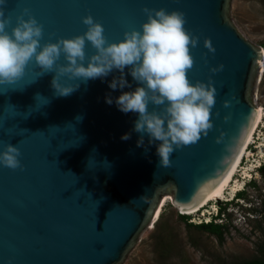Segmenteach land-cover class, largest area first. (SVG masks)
Here are the masks:
<instances>
[{"label":"water","instance_id":"obj_1","mask_svg":"<svg viewBox=\"0 0 264 264\" xmlns=\"http://www.w3.org/2000/svg\"><path fill=\"white\" fill-rule=\"evenodd\" d=\"M229 1L7 0L9 34L27 8L43 27L41 44L82 35L86 15L115 43L123 32L140 30L147 20L143 8L183 12L185 29L199 38L190 49L194 65L187 78L207 84L211 77L217 95L208 135L174 149L171 167L163 168L158 167L159 142L149 144L145 134L138 147L141 134L133 130L138 114L123 113L115 103L122 92L139 86L127 68L131 88L108 87L119 76L114 70L102 80L80 83L68 97H57L51 87L54 73L37 79L40 70L29 62L15 84L0 86V141L19 148L22 164L16 170L0 165V264H120L162 197L168 195L177 207L193 206L230 172L256 117L250 90L262 50L232 26ZM207 39L214 53L205 47ZM94 51L86 42V59ZM59 63H65L63 56ZM219 64L223 70L212 73ZM37 93L50 103L36 100ZM109 95L112 104L105 102ZM125 133L131 138L122 140Z\"/></svg>","mask_w":264,"mask_h":264},{"label":"clouds","instance_id":"obj_2","mask_svg":"<svg viewBox=\"0 0 264 264\" xmlns=\"http://www.w3.org/2000/svg\"><path fill=\"white\" fill-rule=\"evenodd\" d=\"M6 3L7 0H0V86L15 84L33 60L40 70L37 79L54 73L51 87L57 97H68L80 88V83L102 80L114 70L119 76L114 77L108 87L112 90L131 88L125 79L127 68L139 86L134 91L122 92L115 98V103L123 113L138 114L133 129L141 134L138 147L143 146L145 134L149 144L159 142L156 147L158 167L163 168L171 167L174 149L197 143L213 128L211 110L216 103L217 90L211 77L207 84L200 81L192 84L187 78V72L194 65L190 49L197 47L199 38L185 29L183 12L143 8L147 20L140 25V30L123 32V39L115 43H109L103 26L91 15H86L82 17V23L87 26L82 35L41 44L43 27L27 8L16 16L15 26L9 34L6 29L11 20L5 15ZM86 42L95 50L87 59ZM205 47L210 53L215 52L210 39L205 41ZM61 56L65 63H59ZM223 68V64H219L210 71L215 74ZM61 78L78 82L61 83ZM0 93H3L2 89ZM38 98L50 103L39 93L35 95V99ZM105 102L113 103L110 95L106 96ZM150 104L152 110H149ZM224 106L228 107L229 102ZM157 108L161 110L157 111ZM76 119L79 121L82 117ZM130 138L129 133L121 137L122 140ZM0 146V165L11 170L22 168L18 147L2 141Z\"/></svg>","mask_w":264,"mask_h":264},{"label":"rangeland","instance_id":"obj_3","mask_svg":"<svg viewBox=\"0 0 264 264\" xmlns=\"http://www.w3.org/2000/svg\"><path fill=\"white\" fill-rule=\"evenodd\" d=\"M227 18L244 40L256 50L264 51V0H230ZM250 97L254 106L264 109V73L261 80L255 78ZM262 134L264 117L248 146L251 157L242 159L232 181V186L234 181L243 182V188L233 199H228L229 193L224 192L221 198L208 202L197 213L201 216L205 212V217H212L218 206L226 210L228 223L221 226L225 230L222 244L196 228V223L189 222L191 217L180 214L172 205L171 197L165 195L161 198L166 201L159 219L152 228L149 225L140 233L120 264H239L261 258L264 253V147L263 154H259L256 145ZM246 168L250 171L242 176ZM237 199L247 204L246 207L242 205L237 210ZM219 201L227 202L218 204ZM227 209L231 212L236 209L243 218L236 221ZM247 212L252 218L246 216Z\"/></svg>","mask_w":264,"mask_h":264},{"label":"bare ground","instance_id":"obj_4","mask_svg":"<svg viewBox=\"0 0 264 264\" xmlns=\"http://www.w3.org/2000/svg\"><path fill=\"white\" fill-rule=\"evenodd\" d=\"M256 78L258 77L261 80V77L264 73V51L261 52L260 61L257 66L256 70ZM257 113L254 120V123L247 135V138L244 142V145L240 151V154L235 161L234 165L232 166L230 172L215 186L209 188L205 194L202 196V198L193 206H185V207H177L174 204H172L180 214L182 215H190L195 212H199L202 208L206 206V204L212 200H218L221 198V196L224 194V192H228L229 196L228 199H233L236 192L240 191L243 188V182L234 181L232 186V181L236 175V172L238 168L240 167L241 161L243 158H249L251 157V153L248 152V146L253 142L254 140V134L259 127V124L261 123L263 117H264V109L262 107H256ZM262 138H258L259 142L256 145V148L259 149L260 153H262L261 148L264 147V134H262ZM263 154V153H262ZM248 165V164H247ZM250 168V167H249ZM249 170L248 168L243 169L242 176H246V171ZM250 171V170H249ZM245 179V177H244ZM172 203V198H169ZM166 199L161 201V199L158 201V204L156 205L153 218L150 222V227L152 228L153 225L156 223V221L159 219L161 208L163 204L165 203Z\"/></svg>","mask_w":264,"mask_h":264},{"label":"built area","instance_id":"obj_5","mask_svg":"<svg viewBox=\"0 0 264 264\" xmlns=\"http://www.w3.org/2000/svg\"><path fill=\"white\" fill-rule=\"evenodd\" d=\"M261 166V165H260ZM259 166V167H260ZM235 195H236V193H235ZM235 195H234V197H235ZM233 197V198H234ZM225 202H227V201H219L218 202V204H223V203H225ZM243 205V207L245 206L246 207V205L247 204H243V201L242 200H240V199H237V201H236V204H235V207H236V209L238 210V209H240V206H242ZM204 208H202L201 210H203ZM233 210V212H231V210L230 209H227V211H229V212H227L228 214H232L233 216H235L234 218H235V220L236 221H239V220H241V218H243L241 215H239V211H237V210ZM200 210V211H201ZM199 211V212H200ZM204 211H206V210H204ZM214 211H215V213L214 214H212L213 216L212 217H205V212H202V214H201V216H197V213L198 212H195V213H193V214H190V215H187V216H189V217H191L190 219H189V222H191V223H196L197 225L198 224H208V223H210V222H212V223H214V224H217V225H220V226H223L225 223H228L227 221H228V219H227V214H226V210H224V209H221V208H219V206L217 207V208H215L214 209ZM247 215V217H251L252 218V216L247 212L246 213ZM249 215V216H248Z\"/></svg>","mask_w":264,"mask_h":264},{"label":"trees","instance_id":"obj_6","mask_svg":"<svg viewBox=\"0 0 264 264\" xmlns=\"http://www.w3.org/2000/svg\"><path fill=\"white\" fill-rule=\"evenodd\" d=\"M198 229H202L204 232H207L208 234L212 235L215 237V239L217 240V242L219 244H222L224 241V228L214 224L212 222L208 223V224H198L197 226H195ZM239 264H264V253L263 256L261 258H256L250 261H245Z\"/></svg>","mask_w":264,"mask_h":264}]
</instances>
